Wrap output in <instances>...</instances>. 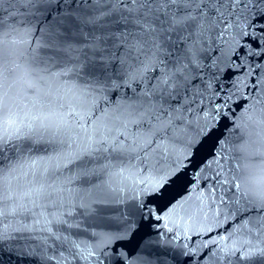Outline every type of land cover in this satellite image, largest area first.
I'll list each match as a JSON object with an SVG mask.
<instances>
[{"label": "snow or ice", "instance_id": "1", "mask_svg": "<svg viewBox=\"0 0 264 264\" xmlns=\"http://www.w3.org/2000/svg\"><path fill=\"white\" fill-rule=\"evenodd\" d=\"M21 3L37 6L41 24L54 11L58 19L47 29L45 40L37 42L29 53L24 47L26 41L14 35L21 29L27 32L33 20L9 25L10 31L5 33L0 17V238L5 217L15 219L39 208L41 215L47 212L51 217H46L45 226L49 238L60 239L49 225L62 222L56 209L66 199V188L57 177L65 171L74 174L73 182L89 184L98 171L107 172L116 166L111 160L136 153L144 163L168 152L173 143L182 142L187 128L183 115L187 109L182 101L195 83L194 74L202 70L205 45L213 36L223 37L247 20L252 9L257 10L258 19L264 18V0ZM255 22L252 20L248 27ZM42 48L50 54L41 55ZM69 52L75 53L70 66L51 71L49 65L59 63L62 54ZM117 64L122 75L116 79L106 76ZM85 72L95 77L88 89L93 100L108 87L118 90L136 85L132 96L124 98L108 119L93 121L91 126L85 121L86 113H76L71 103L66 107L61 102V90L71 74ZM77 99L86 100L83 96ZM256 102L264 107V99ZM77 115L79 120L74 124L72 118ZM259 123L258 147L250 136L242 134L230 149L240 170V182L235 184L239 198L230 202L237 211L253 203L264 213V163L257 166L251 162L255 155L264 159V119ZM101 164L102 168L98 167ZM169 178L161 172L157 186L163 187ZM226 203L221 196L220 205ZM220 205L217 215L224 214L227 219L231 208L225 212ZM248 215L239 219L251 225L247 233H254L253 240L259 243L246 241L239 250L222 246L225 264H264V215L255 220H249ZM233 255L237 257L234 261L230 259Z\"/></svg>", "mask_w": 264, "mask_h": 264}, {"label": "water", "instance_id": "2", "mask_svg": "<svg viewBox=\"0 0 264 264\" xmlns=\"http://www.w3.org/2000/svg\"><path fill=\"white\" fill-rule=\"evenodd\" d=\"M36 7L21 0H0L5 33L10 31L9 25L33 20L27 32L21 29L14 35L26 41L29 53L45 40L47 29L58 19L54 11L41 24ZM257 15L252 9L247 20L223 37L213 36L205 45L202 70L194 74L195 83L182 101L187 109L182 142L144 163L136 153L111 160L116 166L98 171L89 184L73 182L74 174L65 171L57 177L66 188V199L56 209L62 222L49 225L60 239L49 238L45 226L51 217L47 212L41 215L39 208L15 219L5 217L0 264H186L251 227L240 216L248 213V219L255 220L264 215L253 203L240 211L230 203L239 198L235 184L240 182L235 153L230 149L242 134L258 147L259 122L264 119V107L256 102L264 99V18ZM252 20L255 24L248 27ZM40 52L50 54L43 48ZM74 55L62 54L59 63L49 65L50 70L70 66ZM105 75L118 78L120 66ZM94 79L86 72L73 73L61 90V102L66 107L71 103L76 113H86L89 126L108 119L136 88L135 84L118 90L108 87L93 100L88 89ZM81 96L86 98L84 102L77 99ZM78 120L79 115L72 118L74 124ZM251 162L260 166L264 159L255 155ZM161 172L170 178L158 187ZM221 196L228 203L220 205ZM217 205L225 212L231 208L227 219L217 215Z\"/></svg>", "mask_w": 264, "mask_h": 264}]
</instances>
